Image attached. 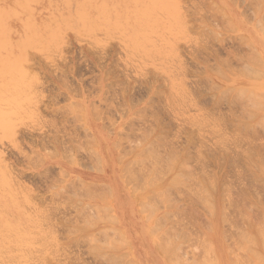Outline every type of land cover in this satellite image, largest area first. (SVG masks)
<instances>
[{
	"label": "rangeland",
	"instance_id": "1",
	"mask_svg": "<svg viewBox=\"0 0 264 264\" xmlns=\"http://www.w3.org/2000/svg\"><path fill=\"white\" fill-rule=\"evenodd\" d=\"M0 34V264H264V0H0Z\"/></svg>",
	"mask_w": 264,
	"mask_h": 264
},
{
	"label": "bare ground",
	"instance_id": "2",
	"mask_svg": "<svg viewBox=\"0 0 264 264\" xmlns=\"http://www.w3.org/2000/svg\"><path fill=\"white\" fill-rule=\"evenodd\" d=\"M179 1H180V0H179ZM162 2H163V1H162ZM173 2H174V1H173ZM173 2H172V3H173ZM165 4H166V3H165ZM174 4H175V3H174ZM161 6H163V5L161 4ZM157 8H158V7H157ZM258 8H259V7H258ZM163 9H164V7H163ZM137 10H138V9H137ZM137 10H136V11H137ZM149 11H150V10H149ZM138 12H139V11H138ZM180 13H181V12H180ZM143 14H144V13H143ZM169 14H170V12H169ZM146 15H147V14H146ZM172 15H173V14H172ZM54 16H55V15H54ZM176 17H177V16H176ZM155 19H156V18H155ZM141 22H142V21H141ZM261 26H262V25H261ZM262 27H263V26H262ZM0 35H1V34H0ZM140 37H141V36H140ZM18 42H19V41H18ZM27 43H28V42H27ZM18 62H19V61H18ZM12 76H13V75H12ZM9 77H10V76H9ZM13 77H14V76H13ZM2 86H3V85H2ZM258 97H259V96H258ZM105 99H106V98H105ZM105 102H106V101H105ZM60 116H61V115H60ZM58 121H59V120H58ZM64 121H65V120H64ZM62 123H63V122H62ZM64 125H65V124H64ZM63 127H64V126H63ZM58 128H59V127H58ZM47 141H48V140H47ZM56 141H58V140H56ZM152 155H153V154H152ZM154 157H155V156H154ZM155 159H156V158H155ZM153 160H154V159H153ZM182 161H184V160H182ZM155 162H156V161H155ZM171 163H172V162H171ZM171 163H170V164H171ZM155 164H157V163H155ZM173 164H174V163H173ZM152 165H153V163H152ZM155 166H156V165H155ZM201 166H202V165H201ZM203 166H204V165H203ZM153 168H154V167H153ZM184 170H186V169L184 168ZM158 171H159V170H158ZM188 171H189V169H188ZM156 172H157V171H156ZM185 172H186V171H185ZM15 173H16V172H15ZM158 173H159V172H158ZM152 183H153V182H152ZM201 184H202V183H201ZM12 185H13V184H12ZM21 185H22V183H21ZM198 186H199V184H198ZM205 191H206V190H205ZM205 191H204V192H205ZM92 192L94 193V191H92ZM92 192H91V193H92ZM103 192H104V191H103ZM105 192H106V191H105ZM86 193H87V192H86ZM101 194H102V193H101ZM105 194H106V193H105ZM77 195H78V194H77ZM89 195H90V194H89ZM93 195H94V194H93ZM80 196H81V195H80ZM86 197H87V196H86ZM90 197H91V196H90ZM102 197H103V196H102ZM105 197H107V196H105ZM91 198H93V197H91ZM161 199H162V198H161ZM205 200H206V199H205ZM163 201H164V200H163ZM167 201H168V200H167ZM199 201H201V200H199ZM202 202H203V201H202ZM163 203H164V202H163ZM166 203H167V202H166ZM207 203H208V202H207ZM207 203H206V204H207ZM211 206H212V204H211ZM207 208H208V207H207ZM211 209H212V208H211ZM150 232H151V231H150ZM165 235H167V234H165ZM168 235L170 236V234H168ZM211 235H212V234H211ZM169 236H168V237H169ZM168 237H167V238H168ZM171 238H172V237H171ZM169 239H170V237H169ZM168 242H169V240H168ZM172 242H173V241H172ZM169 243H170V242H169ZM163 246H164V245H163ZM168 246H169V245H168ZM165 248H166V247H165Z\"/></svg>",
	"mask_w": 264,
	"mask_h": 264
}]
</instances>
